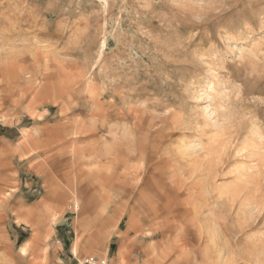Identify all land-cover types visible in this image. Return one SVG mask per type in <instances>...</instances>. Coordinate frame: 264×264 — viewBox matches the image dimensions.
I'll use <instances>...</instances> for the list:
<instances>
[{
    "label": "rangeland",
    "instance_id": "obj_1",
    "mask_svg": "<svg viewBox=\"0 0 264 264\" xmlns=\"http://www.w3.org/2000/svg\"><path fill=\"white\" fill-rule=\"evenodd\" d=\"M95 120L161 264H264V0H0V264H109L70 255L69 208L45 223L56 200L28 158L44 128L72 141ZM62 161L42 167L61 180Z\"/></svg>",
    "mask_w": 264,
    "mask_h": 264
},
{
    "label": "crops",
    "instance_id": "obj_2",
    "mask_svg": "<svg viewBox=\"0 0 264 264\" xmlns=\"http://www.w3.org/2000/svg\"><path fill=\"white\" fill-rule=\"evenodd\" d=\"M99 122L95 120L92 121V125L76 124L69 127L74 130L75 136L72 141L67 140V131L62 121L53 127L59 130L57 136L51 134V129L48 127L43 129V134L45 132L43 138L34 139L36 152L33 154L29 151L28 158L32 159L37 151H40L38 153L39 155L41 153L42 162L35 166V169L44 175L48 199L56 200V202L49 200L40 202L36 210L43 217L48 216L46 224H50L53 218L58 220L67 208L72 210L68 211L72 214V224L70 226L61 224L63 227H70L75 237L69 251L70 255L77 256L79 252L81 255H88L91 252L102 251L109 258V264L128 262V264H138L139 259L135 260V254L139 250L142 253L141 264H161L157 257L158 250L150 241L153 232L158 233L159 230L153 222L143 218L145 207L150 208L149 199L139 200L143 206L140 210L123 196L124 185H130L135 181L134 173L133 170L125 174L116 171L121 160L116 130L111 131L114 136L110 138L108 144H103L97 134ZM88 133L90 135H85ZM55 151L64 160L61 162L63 168L61 180L52 178L49 170L42 167V164L48 161L50 154ZM67 153L71 155L68 173L64 155ZM69 200H72L70 204ZM24 209L25 212H21V216H24L20 218L21 221L33 229L39 238L36 225L27 220L32 207L25 206ZM50 229L49 227L47 240L50 238ZM173 231L174 228L170 226L163 235L168 238L166 234ZM56 233L55 231L53 237ZM32 243L33 239L30 237L23 244L21 247L25 253L23 256H26L28 249L32 248ZM55 249L57 252H64L62 244L55 246Z\"/></svg>",
    "mask_w": 264,
    "mask_h": 264
},
{
    "label": "built area",
    "instance_id": "obj_3",
    "mask_svg": "<svg viewBox=\"0 0 264 264\" xmlns=\"http://www.w3.org/2000/svg\"><path fill=\"white\" fill-rule=\"evenodd\" d=\"M78 264H108V263L106 261L99 259V258L88 257V258L82 260L81 262H79Z\"/></svg>",
    "mask_w": 264,
    "mask_h": 264
},
{
    "label": "bare ground",
    "instance_id": "obj_4",
    "mask_svg": "<svg viewBox=\"0 0 264 264\" xmlns=\"http://www.w3.org/2000/svg\"><path fill=\"white\" fill-rule=\"evenodd\" d=\"M48 114V113H47ZM31 138V137H30ZM26 142V141H25ZM111 159V158H110ZM116 159V158H115ZM175 175V174H174ZM150 176V175H149ZM178 181V180H177ZM178 185V184H177ZM198 185V184H197ZM200 186V185H199ZM205 193V192H204ZM253 206V205H252ZM246 207V206H245ZM250 207V206H249ZM255 208V207H254ZM244 209V208H243ZM252 210V209H251ZM25 212V211H24ZM246 212V211H245ZM198 217V216H197ZM203 223V222H202ZM201 223V224H202ZM200 224V223H199ZM200 224V225H201ZM204 224V223H203ZM206 226V225H205ZM138 227V226H137ZM203 228V227H202ZM220 232V231H219ZM55 233V231H54V229L53 228H51V230H50V233H49V236H53V234ZM22 252H24V249H22ZM157 257H158V255H157ZM159 259V258H158Z\"/></svg>",
    "mask_w": 264,
    "mask_h": 264
}]
</instances>
